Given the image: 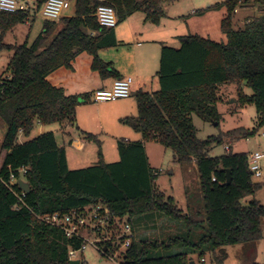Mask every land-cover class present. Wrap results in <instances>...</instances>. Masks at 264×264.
<instances>
[{"label":"trees","instance_id":"16d2710c","mask_svg":"<svg viewBox=\"0 0 264 264\" xmlns=\"http://www.w3.org/2000/svg\"><path fill=\"white\" fill-rule=\"evenodd\" d=\"M161 1L71 0L74 16L59 18L63 24L59 32L51 38L55 24L45 21L43 32L32 43L18 46L4 43V36L27 15L0 12V50L12 51L8 64L11 73L0 80V119L6 125L0 147V176L8 181L9 172L26 167L24 181L29 186L20 203L16 197L23 192L20 186L13 185L11 192L0 183V264H70L69 249H80L82 241L67 238L62 230L38 221L37 216L96 203L104 204L112 217L125 218L132 227V219L158 214L184 228L181 237L170 238L167 243L139 240L134 235L121 264H192V255L209 254L216 259L226 246L255 244L263 237L264 206L255 199L242 203L261 188L252 182L247 154H208L224 139L247 138L264 125V0H254L263 11L247 19L241 29L232 28V19L244 6L243 1L219 4L226 10L220 22L225 42L189 35L180 38L179 48L163 45L160 90L135 93L138 115L125 119L144 141L156 140L171 149L177 161H195L203 211L184 213L172 197L156 190L157 175L141 141L118 142V162L106 164L98 152L99 161L93 166L70 170L65 150L52 132L28 139L37 125H64L75 120L83 98L65 95L47 77L61 67H70L78 53L92 56L91 70L101 78L116 75L111 64L98 56L99 50L117 46L113 29L101 27L94 16L98 6L113 8L117 24L140 12L146 22L157 25L163 17ZM223 84L239 86L236 102L241 106L253 103L258 124L251 130L240 127L201 140L191 115L218 123V88ZM243 86L249 87L252 95H244ZM19 132L23 142L17 140ZM86 136L98 143L95 136ZM226 170L231 176L228 185Z\"/></svg>","mask_w":264,"mask_h":264},{"label":"rangeland","instance_id":"374dc122","mask_svg":"<svg viewBox=\"0 0 264 264\" xmlns=\"http://www.w3.org/2000/svg\"><path fill=\"white\" fill-rule=\"evenodd\" d=\"M227 1L228 0H162L161 10L163 16H168L171 19L175 18V21L173 20V25L176 26L175 31L181 32L185 35H200L201 33H197L199 31L194 28L193 22H208L210 23L209 25H211V33L205 37L203 36V38L214 40L216 42H225L226 36L220 29V22L226 14L225 6L218 10L211 9L210 13L206 15H204L203 12L207 11L208 4L213 6L215 3L223 4ZM242 1L244 4L243 7L245 8H238L237 12L234 14L232 19L233 29L243 28L247 19L256 18L260 16L263 11V8L259 7V3H256L254 0ZM192 10L197 13L200 11L202 12L193 15L191 14ZM65 15H73V7L66 10ZM42 22L43 17L37 16L34 18V21H30V24L34 23L33 28H29L24 25H19L18 27L16 26L11 32H8L5 35L4 43L22 45L25 42V38L28 36V41L31 42L38 34V30L41 28ZM180 44L181 42L173 46L176 49L180 47ZM11 56L12 51L0 50V80L6 79L10 74L8 71V64L10 60L9 57L11 58ZM239 92L240 88L237 84H223L219 86L218 94L221 100L217 105V109L221 114V118L219 122L216 123V126H214L215 122H204L197 115H191L193 124L197 129V137L199 139L205 140L207 137H215L220 133L228 132L232 129L234 130L240 127L251 130L257 126L259 117L256 113L254 104L246 103L243 106L239 105L236 102ZM241 92L246 96L252 95V90L247 86H243L241 88ZM88 105H91V103H88ZM88 109L91 110V108ZM103 123L105 125V130H107V132H111L110 134H112V137L115 139H108L105 136H101L99 138L97 135L100 134V130H98L95 134L97 140H99L98 143L88 139V143L91 147L90 151L92 150V147L98 148L104 146V163L110 164L118 162L119 155L116 149L117 143L128 136L126 133H130L132 137H136V133L128 128L127 125L119 124L118 121L112 123L117 125L114 129L107 127L106 118ZM94 125L95 128H97L96 122H94ZM49 129L50 128L38 129L35 127L28 139L50 132ZM5 132L6 125L0 119V147L3 142ZM55 136L57 142H59V135L56 134ZM137 136L141 137L139 133H137ZM231 139L232 138L224 139L219 145L212 146L208 155L211 157H219L228 152L248 154L250 152L260 151L264 153V125L258 128L254 134L248 136L247 138L240 137L233 140ZM17 140L19 142H23L25 138L18 134ZM111 145L114 146V153L112 152V154ZM145 148L148 163L153 173L157 175V179L155 181L156 190L162 193L164 197H172L176 206L182 209L185 213L189 210H196L199 212L203 211V197L195 161H177L175 153L158 142H146ZM226 149H228V152H226ZM90 151L89 148H87V150L79 156L82 162L75 165L72 161H70L69 169H84L96 164L99 161V157L97 155L93 157ZM261 171V177H252V182L261 184V188L256 191L254 197H247L243 199L242 203L244 205H246L248 201L255 199L258 204L264 206V159L261 161ZM132 224L136 239L158 241V243H167L170 238L181 237L184 232V228L181 225L175 224L174 222L172 223L169 219L159 216L158 214H146L134 218L132 219ZM261 230L263 237L255 244L226 246L223 248L224 254L217 253L216 259L209 254H204L201 257L192 255L191 257L193 262L198 264L200 258H204L206 261L205 264H217L216 260H218V264H264V219L261 221ZM77 260L83 262L84 264L120 263V260L118 259L115 260V262H112L102 258L100 253L92 246H87L82 253L76 254L74 261Z\"/></svg>","mask_w":264,"mask_h":264},{"label":"crops","instance_id":"0c3cea01","mask_svg":"<svg viewBox=\"0 0 264 264\" xmlns=\"http://www.w3.org/2000/svg\"><path fill=\"white\" fill-rule=\"evenodd\" d=\"M29 1L36 9H40L44 5L43 0ZM72 7L73 15L66 16L65 11L60 19L74 16L73 3L70 5V8ZM220 8L222 7L217 3H215L213 6L208 4L207 11L203 12V14H209L211 9L218 10ZM194 12L192 10L191 14L195 15ZM60 19L47 20L43 18L41 28H39L36 37L41 32H43L44 22L51 21L55 24V28L51 36L52 38L63 27ZM173 20L175 21V18L171 19L168 16H163L159 24L155 25L146 22L144 19V14L137 12L129 16L123 22L117 24L115 28H113L117 46L113 48L102 49L98 52V56L102 61L111 64L116 73L115 76L101 78L98 72L91 70L92 56L86 52H81L78 53L70 63V67H61L52 72L47 77L48 82L54 87L61 88L65 95L80 96L83 98V101L81 100V103L76 108L75 120L72 123H67L64 125L54 124L50 126H36L38 129L50 128L49 130L54 134L56 142L57 139L55 135H59L60 141L57 142V144L60 147H63L65 150L68 168L70 167V161L76 165L82 162L79 156L83 154L87 148H89L90 151L91 147L88 143V139L86 138L87 134L95 136L96 132L100 130V134L97 135L99 138L101 136H105L108 139H115L112 137V134H110L111 132H107V130H105V125L103 123L105 118L107 120V127L111 129H114V127L117 126L112 123L118 121L119 124L127 125L128 128L136 133V137H132L130 133H126L128 138H123V142L129 143L141 141L143 142L144 147L146 142H157L156 140L144 141L142 135L139 132L133 130L125 121L127 118L137 117L138 115L134 95L137 92L153 94L160 90L158 71L160 53L163 45L174 48L173 45L179 44V42H181L179 41L181 37L197 35L203 38V36L205 37L211 33V25H209L210 23L194 21V28L199 31L197 33L201 34H182L181 32L175 31L176 26L173 25ZM31 21H34V19ZM33 24L34 23L30 24V21L28 23L25 20L24 22L15 25L8 32H11L16 26L18 27L19 25L33 28ZM28 37L25 38L24 43L30 44L36 38L35 37L30 42L28 41ZM9 59L11 58L9 57ZM126 77H131L133 79L130 94L131 97L129 96V98L116 101H93L92 94L94 91L100 89H109L113 81ZM88 103H91V105H88ZM88 108H91V110ZM94 122L97 123V128H95ZM137 133H139L141 137H138ZM95 140L99 142L96 136ZM98 152L101 153L103 159L104 146L99 148L92 147V150L90 151L93 157L95 155L98 156ZM112 152L114 153V146L111 145V154Z\"/></svg>","mask_w":264,"mask_h":264},{"label":"built area","instance_id":"2783aa9c","mask_svg":"<svg viewBox=\"0 0 264 264\" xmlns=\"http://www.w3.org/2000/svg\"><path fill=\"white\" fill-rule=\"evenodd\" d=\"M70 5L71 0H46L42 8L36 9L29 0H0V12H22L27 15L26 22L29 23L37 16L47 20H58L70 8ZM94 16L103 28L113 29L117 25L116 13L109 6H98ZM132 84L131 77L116 79L109 89L94 91L92 99L94 102H105L129 98ZM19 134L21 135V132ZM247 157L252 177H261V161L264 159V153L250 152ZM26 170V167H21L16 173L9 172L8 181L0 176V183L13 192L12 186L18 181H24ZM24 195L25 192H22L21 195L16 196L20 203H23ZM37 220L62 230L69 239L76 238L82 241L80 249H69V261H74L76 254L82 253L87 246H92L105 259L112 262L118 259L121 264L123 254L134 238L132 225L125 218L112 217L107 207L101 203L72 209L65 213L53 212L40 215L37 216ZM205 262L204 258H200L198 264H205Z\"/></svg>","mask_w":264,"mask_h":264},{"label":"water","instance_id":"95a60500","mask_svg":"<svg viewBox=\"0 0 264 264\" xmlns=\"http://www.w3.org/2000/svg\"><path fill=\"white\" fill-rule=\"evenodd\" d=\"M9 73H11V71ZM214 126H216V123H214ZM226 178H227L226 184L228 185L231 182V176H230L229 170H226ZM16 184H18L20 186V188L23 192L27 193L29 191V186L26 182L18 181ZM70 264H79V261L78 260L77 261H70ZM192 264H193V262H192Z\"/></svg>","mask_w":264,"mask_h":264}]
</instances>
